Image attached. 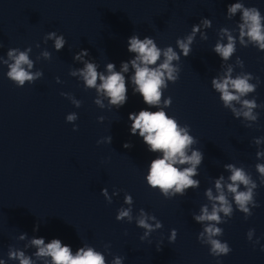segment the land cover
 <instances>
[{"label":"water","instance_id":"water-1","mask_svg":"<svg viewBox=\"0 0 264 264\" xmlns=\"http://www.w3.org/2000/svg\"><path fill=\"white\" fill-rule=\"evenodd\" d=\"M235 2L0 0V57L7 59L10 48L31 46L32 71L43 72L40 79L20 88L7 78L8 68L0 62V258L6 264H18L8 260L7 252L10 245L24 250L27 241L18 240L21 233L28 238L43 237L46 243L60 239L74 252L87 243L102 252L108 264L115 256L124 257L123 264H217V259L220 264H264V185H260L255 169L264 160L257 159L253 142L264 137V108L254 110L259 113L258 121L247 128L244 123L253 122L235 118L211 87V79L223 72L221 58L212 51L220 38L219 29L231 30L240 22V13L232 19L226 16L227 6ZM243 3L257 7L264 15V0ZM202 18L212 21L211 28L201 29L208 39L202 40L198 33L190 55L185 58L181 53L179 80L169 82L164 92V98H172L166 113L181 125L191 126L190 134L198 140L192 147L204 154L199 175L193 177L200 186L184 196L166 199L145 180L150 161L162 154L150 153L142 138L130 133L129 114L147 107L142 97L133 95L129 83L123 107L101 109L94 103L95 90H85L83 82L69 72L83 66L73 56L84 49L99 65L98 71H104L108 62L119 70L120 63L134 55L127 51L128 38L134 33L141 39L152 37L159 47L172 46L180 53L177 38L188 35ZM52 31L63 34L67 41L59 52L53 41L44 42ZM233 34L238 37V29ZM221 42L227 43V37ZM236 47L227 63L235 65L238 56L244 68H235L233 76L240 71L258 76L261 83L246 98L255 97L258 104H264V51L252 45L242 47L238 40ZM44 50L52 58L37 60ZM133 71L130 68L126 75ZM62 92L81 100V107H75ZM73 112L78 115V131L66 122V116ZM101 116L103 122L98 120ZM109 135L111 144L97 143ZM125 143L133 147L124 148ZM259 147L264 150V144ZM227 163L243 165L251 173L258 184L255 199L260 206L253 208L247 219L234 206L228 223L218 225L224 234L217 237L232 251L215 258L209 254V246L198 241L203 225L194 221L193 214L199 215L204 204L211 211L212 202L204 193L212 187L213 195H217L214 179L220 175L225 176V184L228 182L230 173L223 168ZM103 188L110 196L118 190L112 203L101 194ZM239 190H244L243 186ZM125 193L133 198L134 218L143 208L162 222L163 227L143 241L144 229L137 227L135 219L129 223L115 218L120 207H128ZM37 224L39 228L34 231ZM172 229L177 231L174 242L169 241ZM249 229L255 230L251 241L247 238ZM257 239L259 243H255ZM105 245H109L107 250ZM25 251L31 255L35 249Z\"/></svg>","mask_w":264,"mask_h":264},{"label":"clouds","instance_id":"clouds-1","mask_svg":"<svg viewBox=\"0 0 264 264\" xmlns=\"http://www.w3.org/2000/svg\"><path fill=\"white\" fill-rule=\"evenodd\" d=\"M240 13V22L237 28L229 29L222 27L219 29V39L214 45L212 51L221 58L222 74L211 79V87L219 93V99L224 108L229 109L235 118H243L244 121L253 123H244V126L251 128L258 121L259 113L254 111L258 108H264V104H258L256 98L248 99L246 97L256 91L261 83L258 76L252 73L240 71L233 76L235 68H244V62L240 57H236L235 65L227 63L237 51V40L242 47L252 45L260 51H264V15L255 7H246L243 0H236L227 6V18L232 19ZM212 27V21L208 18H202L198 24L192 26L191 32L183 38H177L176 47L180 50L178 53L172 46L159 47L154 38L145 36L140 38L139 34L134 33L127 41V51L134 54L129 60L120 63L119 70L115 63L108 62L104 71H98L99 65L95 59H89L88 50L84 49L74 54L73 60L83 66L73 68L69 75L76 77L83 82L85 90H95L96 98L94 103L101 109L109 110L123 107L128 100V86L131 85L133 95L138 94L142 97L143 103L147 106L138 113L129 114L131 121L130 133L142 138L150 153H160L155 156L149 165L145 180L152 189H158L166 198L170 199L177 194L184 196L189 189H196L200 186V181L194 179L199 175V166L203 163L204 154L201 150L192 147L198 143V140L190 134L191 126L181 125L174 116H169L165 109L172 104L171 96L164 98V92L169 86V82L175 84L179 80L181 71L180 61L181 53L183 57H188L192 51L191 45L194 43L197 34H200L202 40H207L206 32L201 29ZM238 29V37L235 33ZM227 37V43L221 41ZM54 42L55 51L59 52L64 48L67 41L63 34L58 35L56 31L48 32L44 37V42ZM2 47V45H0ZM36 47H40L39 44ZM32 52L31 46L24 50L19 48H10L7 51V59L0 57V62L6 65L8 71L6 76L17 87H24L26 82L34 83L43 76L41 70L32 71L34 61L29 58ZM43 57L50 60L52 54L44 50L37 57V60ZM176 61V64L173 62ZM130 68L134 70L129 74ZM255 80L256 83L250 81ZM57 83H61L59 77ZM62 96L70 100L77 108L81 107L82 101L76 99L70 93H61ZM163 97V99H162ZM107 100V104H105ZM158 109L151 111L149 109ZM78 119L77 113H69L66 116V122L73 124V131H78V125L75 121ZM103 122L104 117H98ZM112 137L109 135L97 141L100 143L111 144ZM257 146L256 157L258 160H264V150L259 146L264 144V137L254 138ZM124 148H131V143H125ZM191 152L189 155L188 153ZM180 165H189L180 168ZM225 171L229 172L227 183L225 176L220 175L214 179V189L217 195H213V188L209 187L205 191V196L211 201V211L209 206L204 204L200 208V214H193V219L203 225V230L199 232L197 239L202 245L209 246V254L215 258L226 256L232 249L225 241L222 242L217 237L224 234V229L220 224H226L232 218L234 206L244 214L245 219L250 217L253 208L260 205L257 203L256 189L258 184L253 179L251 173L245 170L243 165L237 167L233 163L223 165ZM255 169L259 174V183L264 185V163H257ZM243 186L244 190H239ZM226 187V191H225ZM101 194L108 203H112V196L119 194L114 190L109 195L107 188L101 190ZM230 194V195H229ZM133 198L125 193L124 204L128 207H120L117 210L116 220L127 221L131 223L135 219L137 227L144 229L140 239H147L150 234L163 227L155 215L146 212L143 208L139 210V215L133 216ZM251 205V207H249ZM223 214V216L221 215ZM149 221H152L150 223ZM39 224L34 231H37ZM255 230L249 229L247 238L252 240ZM177 236L176 229L171 230L170 242H174ZM20 241H27L23 249L15 246H9L7 252L8 260L18 261V264H108L105 255L97 251L93 246L84 243L75 252L70 245L62 243L60 239H51L47 243L43 237L28 238L26 233H21L18 237ZM255 243H259L257 239ZM35 249L28 255L26 249ZM109 245H105V250ZM264 251V246H262ZM124 257L115 256L111 264H123ZM0 264H6V260L0 258ZM217 264H220L217 259Z\"/></svg>","mask_w":264,"mask_h":264}]
</instances>
